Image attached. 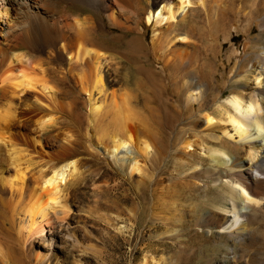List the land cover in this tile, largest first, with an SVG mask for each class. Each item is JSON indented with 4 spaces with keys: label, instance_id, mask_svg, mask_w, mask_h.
I'll use <instances>...</instances> for the list:
<instances>
[{
    "label": "rangeland",
    "instance_id": "374dc122",
    "mask_svg": "<svg viewBox=\"0 0 264 264\" xmlns=\"http://www.w3.org/2000/svg\"><path fill=\"white\" fill-rule=\"evenodd\" d=\"M105 3L94 25L111 37L121 38L123 31L110 28L108 19L110 8L119 9L110 1ZM88 15L89 11L78 8L72 9L70 17L82 21ZM189 21L193 28L188 37L196 48L191 57L192 67L195 66L193 70L207 89L208 97L221 103L235 91L251 92L258 71L252 69L248 80L241 78L259 49L251 42L264 26V0H207L204 8L189 15ZM142 26L144 30L140 34L129 32L117 45L102 47L107 64L112 67L104 69L106 89L117 90L129 100L128 108L135 122L155 140L157 152L154 157L146 158L127 147L117 155V160L113 158L97 141L105 133L113 132L109 127L110 115L106 113L110 102L95 96L103 112L91 123L87 96L72 84H64L61 88L67 97L62 103L69 113H54L58 125L47 132L46 141L54 145L51 136L57 133L79 136L76 173L61 183L56 209L48 212L49 220L43 223L44 235L30 236L24 247L12 227L10 209L0 202V264H5L2 253L6 250L13 253L15 264H144L145 261L148 264H264V200L249 210L250 229L240 236H231L229 230L205 231L192 226L191 209L200 205L212 215L231 206L226 188L200 175L194 177L195 170L200 168L198 163L203 162L208 168L212 164L204 147L219 146L208 134L220 137L227 146L230 142L221 137L220 128L225 124L217 123L218 116L213 128L206 130L203 114L186 109L181 101L179 79L152 53V26ZM133 40L138 49L128 46ZM26 52L20 50L17 54ZM34 56L45 62L46 70H55L54 74L48 71L47 77H61L63 69L68 67L65 54L55 63H49L45 54ZM130 79L131 84L123 83ZM87 133L95 151L88 150ZM185 139L193 141L191 149L184 148ZM240 157L246 159L244 154ZM226 159L231 162L229 156ZM134 160L140 172L131 174L127 164ZM56 162L37 156L24 158L21 168L29 177L30 189L37 187L40 176L49 173ZM263 186L261 183L260 187ZM65 202L68 207L64 210L61 206ZM19 218L22 219V214ZM184 221L182 227L180 223ZM160 222L164 224L161 230L149 232ZM230 222L224 228H230ZM245 222L238 219L230 230ZM66 232L76 241L68 239ZM73 243L78 244L74 249Z\"/></svg>",
    "mask_w": 264,
    "mask_h": 264
},
{
    "label": "bare ground",
    "instance_id": "6f19581e",
    "mask_svg": "<svg viewBox=\"0 0 264 264\" xmlns=\"http://www.w3.org/2000/svg\"><path fill=\"white\" fill-rule=\"evenodd\" d=\"M106 1L119 9L110 8L108 19L110 28L123 31L121 38L111 37L100 26L94 25ZM164 1L0 0V202L10 209L12 227L22 247L30 236L44 235L43 223L49 220L48 212L56 209L61 183L77 170L75 157L80 147L79 136L57 133L51 136L54 145L46 141L47 132L58 125L54 113H69V108L62 103L67 97L61 88L64 84H72L87 96L91 123L103 112L95 96L110 102L106 113L110 115L108 126L113 132L105 133L97 141L98 146L101 142L104 151L113 158L117 160V155L127 147L146 158L154 157L157 152L155 140L135 122V116L128 108L129 100L121 97L117 90L107 92L104 72L105 68L112 67L107 64L109 61L102 47L117 45L129 32L140 34L144 30L143 24L152 26L154 57L174 72L181 83L183 105L191 113L197 110L203 114L206 130L213 128L215 116H218L217 123L225 124L220 128L221 137L230 142L227 146L220 137L208 134L207 137L219 143L213 149L204 147L212 164L208 168L203 162L198 163L200 168L191 177L200 175L226 188L231 206L213 216L204 212L200 205L191 209L192 226L205 231L210 228L229 230L231 236H240L250 229L248 219L252 215L249 210H254L264 200V188L260 187L264 183V26L251 42L259 48L255 58L242 71L241 80H248L252 69L258 71L254 77L255 88L247 94L235 91L219 103L216 98L208 97L207 89L193 70L191 57L196 48L188 37L193 28L189 15L204 8L207 0ZM78 8L89 11L82 21L70 17L72 9ZM135 41H129L128 46L138 49ZM20 50L27 52L17 54ZM35 53L47 55L49 63L61 61L65 54L68 67L63 69L61 77H47L48 71L56 72L46 70L45 62L34 56ZM131 82V79L123 80L127 85ZM73 104L74 100L71 106ZM87 136L88 133L86 138L89 140L90 136ZM90 141L88 150L95 151ZM182 143L185 149H191L193 141L185 139ZM240 154L246 159L243 160ZM30 156L57 160L49 173L40 176L34 189H30L29 177L21 168L24 158ZM137 163L134 160L127 164L131 174L140 172ZM221 168L224 170L220 171ZM61 207L68 206L65 202ZM21 214L22 219L19 218ZM241 218L246 221L243 226L231 231ZM15 220L19 222L15 223ZM229 222L230 228H224ZM185 223L180 224L184 227ZM163 226L160 222L149 232L161 230ZM67 237L76 241L70 233ZM74 246L73 243L72 248ZM12 254L8 250L2 253V262L15 264ZM144 264H148L147 261Z\"/></svg>",
    "mask_w": 264,
    "mask_h": 264
}]
</instances>
